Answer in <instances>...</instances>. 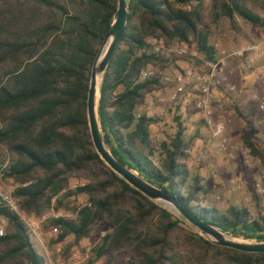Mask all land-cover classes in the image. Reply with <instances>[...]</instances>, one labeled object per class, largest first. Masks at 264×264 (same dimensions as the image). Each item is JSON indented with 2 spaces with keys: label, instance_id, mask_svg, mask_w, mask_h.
I'll return each mask as SVG.
<instances>
[{
  "label": "trees",
  "instance_id": "trees-1",
  "mask_svg": "<svg viewBox=\"0 0 264 264\" xmlns=\"http://www.w3.org/2000/svg\"><path fill=\"white\" fill-rule=\"evenodd\" d=\"M116 9L117 0H0V181L16 187L14 196L27 216L67 208V215L42 224L55 230L52 244H63L64 254L109 224L112 231L93 249L103 264H112L122 252L130 254L127 264H264V253L209 242L182 216L128 184L95 150L87 93L93 61ZM128 10L98 96L107 148L197 219L233 238L264 242L259 196H254L257 217L245 207L221 211L207 203L211 184L192 175L187 164L194 138L187 140L181 116L171 142L160 143L163 157L153 158L159 146L152 143L151 127L159 118L142 109L154 90L170 84L159 74L141 80L148 67L163 72L171 62L155 40L165 48L196 46L198 65L216 64L206 14L214 24L226 19L234 28L240 20L264 29V0H128ZM197 114L193 102L188 118ZM245 122L241 141L254 151L259 131L252 119ZM73 179L79 183L67 189ZM78 196H86V202L72 205ZM0 216L7 221L0 264H46L31 229L1 197Z\"/></svg>",
  "mask_w": 264,
  "mask_h": 264
},
{
  "label": "rangeland",
  "instance_id": "rangeland-1",
  "mask_svg": "<svg viewBox=\"0 0 264 264\" xmlns=\"http://www.w3.org/2000/svg\"><path fill=\"white\" fill-rule=\"evenodd\" d=\"M207 5L210 6V3ZM205 21L210 26V42L217 49V64L222 70L224 80L223 86L213 92L217 101L215 105L218 117L226 122L231 149L236 158L229 160L216 152V143L211 141L210 131L204 126L198 114L188 118L191 106L198 94L197 91L190 89L179 101L171 102L169 94L173 85L154 90L148 96L146 105L142 109L146 115L159 118V122L151 127L152 143L159 146L153 158L159 161L163 157L160 143L162 141L171 142L170 137L178 131L176 118L181 116L184 125L187 124L185 126L187 140L194 138L187 164L192 175L201 176L209 180L211 184L207 203L216 206L221 211H226L232 205L245 207L252 217H257L258 209L254 196L260 197L264 211V29L245 24L240 20L234 28L226 19L214 24L210 22L208 14L205 16ZM165 49L171 60L163 68L165 73L172 74L181 68L204 70L209 66H200L193 58L197 56L196 46L177 43ZM168 49L174 53L170 51L169 55ZM180 50H184L183 55L176 53ZM153 69L158 70V68ZM232 87L235 88L234 91L231 90ZM245 117L252 119L259 131L254 151L247 149L241 141V133L246 125ZM145 152L148 153V151ZM220 163L230 167L238 164L242 169L227 174L228 171L222 169ZM233 182L240 183L243 190H233ZM10 183L9 180L0 181V192L7 193ZM78 183V180L73 179L67 185V189L74 188ZM218 195L221 196V200H217ZM68 201L66 199L67 204ZM70 201L72 205L81 206L86 202V196H78ZM54 209L52 207L45 212L47 219L68 213L66 207H62L60 212ZM28 218L37 219L38 217L28 216ZM44 222L40 224L38 233L34 237L40 252L45 257L46 264H103V260L96 259L93 249L105 233L112 231L111 225L104 224L101 230L91 238L82 240L64 254L63 244H52L55 230L42 229ZM6 226L7 221L0 216V229L5 232ZM68 241L72 242L73 237H69ZM129 258V252H122L115 257L112 264H127Z\"/></svg>",
  "mask_w": 264,
  "mask_h": 264
},
{
  "label": "water",
  "instance_id": "water-1",
  "mask_svg": "<svg viewBox=\"0 0 264 264\" xmlns=\"http://www.w3.org/2000/svg\"><path fill=\"white\" fill-rule=\"evenodd\" d=\"M128 20V0H117V9L113 22L105 35L91 68L86 105L87 119L95 150L104 163L128 184L149 199L163 205L175 214L182 216L212 244L246 253H264V242L233 238L218 228L197 219L185 207L180 205L169 191L156 187L143 179L136 171L122 164L107 148L99 121L98 96H100V87L105 71L123 36Z\"/></svg>",
  "mask_w": 264,
  "mask_h": 264
},
{
  "label": "built area",
  "instance_id": "built-area-1",
  "mask_svg": "<svg viewBox=\"0 0 264 264\" xmlns=\"http://www.w3.org/2000/svg\"><path fill=\"white\" fill-rule=\"evenodd\" d=\"M156 49L164 50L165 45L155 40L153 41ZM168 49L167 53L170 55L171 51ZM178 55H183L184 50L176 51ZM222 70L218 64H210L204 70L193 68H181L176 70L172 74H168L162 71H156L151 67L145 69L141 74V80H149L157 74L165 84L173 85L169 94V100L171 102H177L179 99L187 93L188 90L193 89L197 91V95L194 99L195 107L198 110V115L204 126L210 131L211 141L216 143V152L220 155H224L229 160L236 158V155L231 149L230 138L227 134L226 122L218 117V111L215 103L213 92L222 87L224 80L222 78ZM235 90L234 87L231 88ZM263 108V106H261ZM233 190H243V186L240 183H232ZM16 187L13 184H9L7 187V193L0 192V197L9 206V208L17 213L28 225L34 235H37L40 224L44 222L47 217L42 215L40 218H28V216L21 211L17 200L14 196ZM217 200H221V196L218 195ZM248 201V199H246ZM56 215L55 217H57ZM0 235H4V230L0 229Z\"/></svg>",
  "mask_w": 264,
  "mask_h": 264
},
{
  "label": "crops",
  "instance_id": "crops-1",
  "mask_svg": "<svg viewBox=\"0 0 264 264\" xmlns=\"http://www.w3.org/2000/svg\"><path fill=\"white\" fill-rule=\"evenodd\" d=\"M220 166L222 167V169H224L225 171L227 170L228 172H227V174L229 173V172H231V171H233V172H235V171H239L240 169H242L241 167H240V165H238V164H233L232 165V167H230V166H226V164H222V163H220ZM225 166H226V168H225ZM244 171V170H243Z\"/></svg>",
  "mask_w": 264,
  "mask_h": 264
}]
</instances>
